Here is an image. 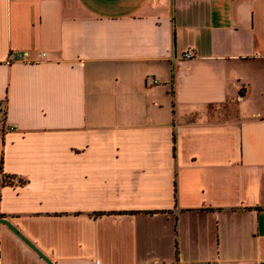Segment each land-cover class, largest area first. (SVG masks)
Masks as SVG:
<instances>
[{"label": "crops", "instance_id": "crops-1", "mask_svg": "<svg viewBox=\"0 0 264 264\" xmlns=\"http://www.w3.org/2000/svg\"><path fill=\"white\" fill-rule=\"evenodd\" d=\"M0 102L55 264H264V0H0ZM0 264L48 263L0 222Z\"/></svg>", "mask_w": 264, "mask_h": 264}, {"label": "water", "instance_id": "water-1", "mask_svg": "<svg viewBox=\"0 0 264 264\" xmlns=\"http://www.w3.org/2000/svg\"><path fill=\"white\" fill-rule=\"evenodd\" d=\"M0 222L6 224L11 230H13L28 246H30L37 254H39L48 264H55L47 256H45L30 240H28L10 221L0 216Z\"/></svg>", "mask_w": 264, "mask_h": 264}, {"label": "built area", "instance_id": "built-area-1", "mask_svg": "<svg viewBox=\"0 0 264 264\" xmlns=\"http://www.w3.org/2000/svg\"><path fill=\"white\" fill-rule=\"evenodd\" d=\"M42 55H44V53H42ZM193 55L194 54L192 51H186L183 53V57H185V58H191ZM24 56H25V54H23L21 52H14L11 54L10 60L22 59ZM155 82H157L156 79H154V78L150 79V83H155ZM3 115H4V108H3L2 103L0 102V119L3 117Z\"/></svg>", "mask_w": 264, "mask_h": 264}]
</instances>
